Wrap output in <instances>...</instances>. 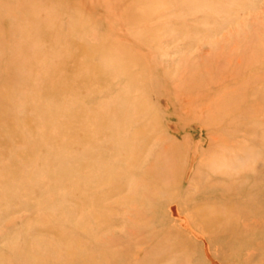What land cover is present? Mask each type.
<instances>
[{
  "label": "rangeland",
  "instance_id": "rangeland-1",
  "mask_svg": "<svg viewBox=\"0 0 264 264\" xmlns=\"http://www.w3.org/2000/svg\"><path fill=\"white\" fill-rule=\"evenodd\" d=\"M0 264H264V0H0Z\"/></svg>",
  "mask_w": 264,
  "mask_h": 264
},
{
  "label": "bare ground",
  "instance_id": "bare-ground-1",
  "mask_svg": "<svg viewBox=\"0 0 264 264\" xmlns=\"http://www.w3.org/2000/svg\"><path fill=\"white\" fill-rule=\"evenodd\" d=\"M176 220V219H175ZM182 229V228H181ZM193 234V233H192ZM196 234V233H195ZM196 237H198L197 235H196ZM205 237V236H204ZM203 240V239H202ZM203 244V243H202ZM209 251V250H208ZM205 256V255H204ZM206 257V256H205ZM210 258V257H209ZM213 259V258H212ZM207 260V259H206ZM212 263V262H211ZM219 263V262H218ZM225 263V262H224Z\"/></svg>",
  "mask_w": 264,
  "mask_h": 264
}]
</instances>
